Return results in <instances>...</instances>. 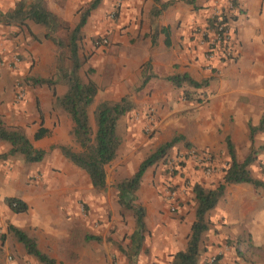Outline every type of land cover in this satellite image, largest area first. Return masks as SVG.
<instances>
[{
    "label": "crops",
    "instance_id": "0c3cea01",
    "mask_svg": "<svg viewBox=\"0 0 264 264\" xmlns=\"http://www.w3.org/2000/svg\"><path fill=\"white\" fill-rule=\"evenodd\" d=\"M19 1L0 0V11L12 10ZM224 1L175 0L158 17L152 18L153 0H119L114 17L106 14L113 0H101L91 11L82 28L83 43L92 45L90 53H85L84 65L89 63V67L99 76V80L94 76L90 77L98 87L95 100L89 108L90 122L94 124L92 111L98 102L119 100L128 95L134 107L118 120L117 125V129L120 126L123 129L125 127L127 138L130 139L126 140L122 135L123 142H136V127L143 122L151 128V132L155 131L154 134L167 135L165 141L172 135L180 134L183 136L181 141L207 152L222 150L225 147L224 138L229 135L235 146L236 158L242 161L251 146L248 122L257 125L264 112V0H235L236 11L231 22L234 59H214L213 67L215 66L216 70L213 72L203 66L204 48L197 43L196 30L205 25L210 11ZM43 3L57 16L61 25L62 21L70 20L67 16L72 15L75 8V4H68L65 10L59 11L57 7L52 6L51 0H43ZM79 12L80 9L78 14ZM73 20L77 22V16ZM154 28L158 33L153 44L150 33ZM163 30L169 33L168 45L165 44ZM46 32L47 29L43 25L30 20H26L25 25L0 23V58L3 60L0 64V117L10 121L13 126L21 127L33 146L44 150L52 145L71 142V137L67 136L69 128L73 125L71 119L62 116L57 110H51L55 107L54 97L46 85L36 86L35 95L28 93L26 101L15 100L14 91L15 81L21 82L28 75L56 77L58 51L55 44L44 37ZM32 35L39 37L40 41L33 39ZM97 35H100L102 43L91 41ZM13 53L19 55L20 61L18 59V62L13 63ZM9 62L17 67H8ZM146 62L149 63V72L155 76L150 77L140 87ZM175 73H186L196 81L211 78L209 85L203 90L204 94L198 95L199 101L185 100L183 88L176 87L165 79ZM55 90L60 95L66 87L57 84ZM35 97L37 102L34 107L32 99ZM149 108L153 109L151 121L143 115ZM49 111H52L51 115ZM136 115L140 117L136 118ZM230 116L232 121H229ZM40 126L49 131L55 127L52 129V136L47 134L35 140L33 135ZM263 133L254 135V145L258 135ZM244 140L247 142H239ZM55 163L50 169L59 165L57 167L66 169L68 176L70 175L72 167L64 156L60 158L56 154ZM139 163L140 161L133 170L122 164L121 160H117L113 166H117L118 172L122 174L126 171V176H129ZM107 167L108 165L106 169ZM249 168L255 177L264 180L257 160ZM198 171L194 172L190 163L187 164L186 173L185 169H182L176 173L162 175L158 166L148 168L137 192L139 202L145 209V223H148L150 214H158L161 200H165L161 194L163 183H166V186L173 184L181 189L185 183H189L186 185V194L190 195L193 194L190 184L195 183L191 181L200 180L201 182L196 183L212 188L222 180L223 172L207 178L200 176ZM184 173L185 178L190 177V182L183 180ZM12 180L14 183L9 184ZM4 181L5 184L2 183ZM38 181L37 177L27 178L25 174L13 172L0 179V193L6 198H19L28 205V210L23 213H15L9 208L8 211L12 215L8 224L24 230L37 225L39 229H43L48 240L52 241H55L56 237L59 239L61 234L62 237H68V229L62 228L59 231L56 227L61 223V217L57 215L60 211L51 205L48 199L41 198L42 191L38 190ZM180 199L184 202L188 197ZM192 204L191 208L190 204L186 203L178 206L177 211L184 215L179 225V233L171 226L165 228L162 234L151 232V257L148 262L145 263L144 258L140 256L145 251L142 247L144 251L137 255L135 262L127 260L129 264H168L173 253L184 249L194 220V201ZM207 219L211 225L203 235L199 264H208L209 256L214 254L217 255L215 264H247L238 256L235 243H232L237 239H242L253 247L255 253L252 264H264V251L257 254L260 248H264V189L255 188L248 183L226 184L223 196L207 214ZM127 240L129 245L130 235ZM101 242L103 252L107 251L106 242ZM37 244L39 247L40 242ZM42 251L55 260V254ZM103 252H99V260Z\"/></svg>",
    "mask_w": 264,
    "mask_h": 264
},
{
    "label": "trees",
    "instance_id": "16d2710c",
    "mask_svg": "<svg viewBox=\"0 0 264 264\" xmlns=\"http://www.w3.org/2000/svg\"><path fill=\"white\" fill-rule=\"evenodd\" d=\"M154 5L151 9V17H158L163 10L171 5L175 0H153ZM189 2L190 0H185ZM101 0H91L87 6L79 12V18L73 27L65 28V38H60L57 33L63 28L57 16L52 13L43 3V0H20L10 11H0V23L6 25L18 23L25 25L26 20L43 25L47 32L45 38L50 39L58 50L56 62L55 78H45L39 75H28L24 82L31 86L46 85L52 91L54 104L65 111L71 119L73 125L70 134L73 140L78 143L80 150H73L69 145H52L49 149L58 148L61 154L71 163L81 168L89 177L91 185L96 190L104 189L106 186V166L110 164L117 156L122 143V136L119 134L117 125L118 120L130 111L134 105L128 95L122 96L119 100H102L98 102L93 111L94 125L89 119V108L95 100L98 91L97 84L90 78L88 72H93L92 68L83 70L86 56L80 54L81 41L83 39L82 28L84 27L91 11L95 9ZM213 20L207 19V23L212 25ZM165 34V44H169V33L163 30ZM157 29L154 28L151 33V41L154 44L157 36ZM33 39L40 41L36 35ZM222 49L215 54V59L225 60ZM214 66L212 71L214 72ZM155 76L149 72V63L144 64L142 72L141 86H143L150 77ZM176 87L183 88V98L189 101H199V94H204L203 90L209 85L211 78H205L201 81L194 80L186 73H175L165 77ZM62 84L66 87L63 94H57L55 86ZM199 90H201L199 92ZM49 130L40 126L34 133L33 138L38 140L47 135ZM264 132V112L261 114L257 125L248 122V138L251 142L249 153L242 161L236 158L235 146L229 135L224 138L226 150L229 156L227 166L223 170L222 180L215 187H204L200 183H194L192 193L194 199V220L190 226V232L186 237L184 249L178 250L172 254V259L168 264H199L203 235L209 230L210 222L207 214L217 205L224 193L225 185L229 183H248L255 188L264 189V180L255 177L249 166L257 160L258 153L264 151V143L255 146L254 135ZM183 139L180 134L173 135L169 140L159 144L154 150L148 153L139 163L136 170L127 177L115 183L117 191V203L126 210H129L134 218L135 229L130 234V244L127 249L118 246L120 252L126 256L131 263L135 262L137 255L143 250V242L147 226L145 223V209L138 202L137 192L144 173L148 168L156 165L161 160L168 162L166 157L169 150ZM0 141L9 144V149L3 157L20 154L28 163L40 162L46 150L35 148L27 137L25 131L19 126L6 125L0 117ZM187 146L190 144L187 142ZM211 159V158H210ZM262 174H264V164H259ZM6 205L15 213H23L28 210V205L16 197L4 198ZM7 233L20 243L24 252L33 257L40 264H55V260L47 253L43 252L37 244L36 237L13 224L7 225ZM4 238V235L1 236ZM87 240H100L99 236L86 235ZM236 246L235 250L238 256L247 264L254 263L249 258L252 255L254 259V250L249 243H244L242 239L232 241ZM239 246L243 248L242 253ZM238 264V263H237Z\"/></svg>",
    "mask_w": 264,
    "mask_h": 264
},
{
    "label": "rangeland",
    "instance_id": "374dc122",
    "mask_svg": "<svg viewBox=\"0 0 264 264\" xmlns=\"http://www.w3.org/2000/svg\"><path fill=\"white\" fill-rule=\"evenodd\" d=\"M51 1L52 6L54 8L57 7L56 9L59 11L65 10L68 4H75L72 15L67 16L70 20L62 21L63 28L57 33V36L64 39L66 36V29L73 27L76 24L73 18L77 16L78 19V9H80V11L83 10L90 0ZM117 2H119V0H113L110 9L106 12L107 16L110 15L111 17V12L115 10ZM94 26L95 24L92 26V28ZM91 41L102 43L100 35L93 37ZM80 44L82 51L81 55L85 56V53L89 54L92 50V45H87V43H83V41H81ZM11 56L18 57L20 61L19 55L13 53ZM11 56L9 60L11 59ZM89 65V63L86 66L84 65L83 70H85V72L88 68H90ZM8 67L16 68L17 66H13V64L9 62ZM88 75H90V77L94 76V78L99 80V76L98 74H95V71L88 72ZM35 88L37 87L31 86L24 82V79L21 80V82L15 81V100L18 89L24 91V98L22 101H26L28 98V93L31 92V94L35 95ZM49 91L51 90L49 89ZM32 102L34 103L33 106L35 107L37 102L36 97L35 99H32ZM51 110H57L62 116H68L65 111L58 108L56 105L55 107H52ZM52 111H49L50 115ZM49 118L51 119V117ZM3 120L6 125H11L9 123L10 121H7L6 119ZM232 120L233 119L230 116L229 121ZM139 125L136 127V134H134L135 137L137 136L135 139L136 142L122 141L116 158L112 163L108 164L106 169L107 185L101 190L94 189L89 182L88 175L69 160L67 161L70 162L72 167V170H70L71 172L69 171V176L66 169L57 167L59 165H56L50 169L52 164H56V154L60 156V158L63 156L58 149H47V153L42 161L28 163L20 154L3 157V155L9 149V144L0 141V179H3L4 175H8L12 172L19 175L25 174L27 175V178L37 177L39 180L38 190L41 189L42 191L40 194L41 198L43 200L44 198L48 199L50 204L57 207L60 211L57 212V215L61 217V223L60 225H56V227H58L59 231H61L62 228L68 229V237H62L60 232V238L58 239L56 237V240L52 241L51 239L48 240V237L44 234L43 229H39L37 225L35 227H29L26 229L28 233L36 237L37 242H40L39 247L41 250H46L50 254H55L56 264H129L127 259H124L125 257L119 251L118 246H122V248L127 249L129 243L127 239L129 238L131 232H133L135 229V223L132 213L129 210L121 208L117 203V191L115 189V183L122 178L127 177L126 171H124L122 174L121 172H118L117 166L113 165L117 160H121L122 164H125L130 168V170H133V167L136 166L139 161H141L148 153L154 150L159 144L165 142V139L167 138V135L154 134V130H152V132L147 131L146 123L144 122L142 125ZM54 128L55 127L52 129ZM71 128L72 126L67 132V136L71 137V142H68L65 145H69L73 150L77 151L80 150V147L78 143L73 140V137L70 134ZM52 129L48 133L50 137L52 136ZM118 132L121 136L123 135L126 140L130 141V139L127 138L125 127L123 129V127L120 126ZM239 142L247 141L244 140ZM186 143V141L178 142L169 150L166 157L168 158V161H170V165L168 162L164 163L162 160L155 165V167L158 166V171L162 175L171 173L170 171H172V173H176L178 170L181 171L182 169H185L186 173V167L188 163L191 164V168L194 172L199 170L198 172L200 173V176L207 178H210L212 175L218 172H223L229 161V156L225 145L222 150L210 152L211 160L209 162V166L212 170L210 174H206L205 169L203 167H199L196 164L194 158L189 153H187V151L193 146H187ZM263 143L264 133L258 135V138L255 141V146L257 147ZM240 150L243 151V148ZM261 162H264V151H260L258 153L257 163L260 164ZM27 169L30 171H27ZM185 173L182 174L183 178H185ZM68 178L71 180H68ZM188 178L190 177H186L183 180H185V182H190L191 180ZM198 181L200 180L191 182L196 183ZM2 183L5 184V181ZM8 183H14V180ZM166 185V183H163V192H161V194L165 200L161 198L162 204L158 214H150L148 223L146 224L148 229L145 233V239L143 243V248L145 251L140 255L146 261L145 263H147L151 257V240L153 236L151 235V232L154 231L156 233L162 234L165 228L171 226L173 227V230H176L177 233H179V225L181 224L184 215L183 213L177 211L178 206L182 205L183 203L190 204V208L193 206V194H186V185L188 186L189 183H185L182 189L173 184L169 186L170 188L167 187L169 190L176 192L177 197L174 201V204H172L164 194V188ZM190 186H193V184H190ZM182 197H188V199L183 202V200L180 199ZM4 198L6 197L0 193V264H5L6 262L7 264H40L33 257L25 254L20 243H18L9 233L6 232V225L9 223L12 214L10 211H8L9 207L5 204ZM139 203L141 204V202ZM171 205L175 206L174 210L171 209ZM2 235H4L3 239L1 238ZM86 235H97L101 237V240H87L85 239ZM102 240H104L107 244V251L104 252L102 248ZM239 251L242 253L243 248L240 247ZM263 251L264 248H260L259 253H256L260 254ZM99 252H103L101 260H99ZM259 256L257 255V257ZM249 258L253 260L252 255H249Z\"/></svg>",
    "mask_w": 264,
    "mask_h": 264
},
{
    "label": "built area",
    "instance_id": "2783aa9c",
    "mask_svg": "<svg viewBox=\"0 0 264 264\" xmlns=\"http://www.w3.org/2000/svg\"><path fill=\"white\" fill-rule=\"evenodd\" d=\"M115 10L111 12V17H113L117 11V7L119 6V2L116 4ZM236 11V2L235 0H225L222 4L216 5L208 14L206 17V22L203 27H200L196 30L197 33V43L200 46H203L204 50L202 51V58L204 61V68L207 70L213 69V60L215 59V54L219 53L222 49L227 48L226 51H224V55L226 59H234V50L232 48L233 46V29L231 27V22L233 20V15ZM212 19V25H209L207 23V19ZM225 59V60H226ZM13 63L18 62V58L14 56L12 58ZM3 62V60L0 58V64ZM24 98V91L21 89L17 90L16 100L21 101ZM143 115L148 119L152 120L153 117V109L149 108L146 110ZM140 115H136V118H139ZM146 130L151 132V128L149 126H146ZM187 153H189L195 160L196 164L199 167H203L205 169L206 174H210L211 168L209 166L211 154L210 152H207L205 150H198L194 147H191ZM168 164L170 165V161H168ZM171 169V168H170ZM172 172V171H170ZM169 186H166L164 188V194L165 196L170 200L172 204H174V201L177 197L176 192L169 190L167 188ZM171 209L174 210L175 206L171 205ZM208 264H215L217 263V255H211L209 256L207 260ZM221 264H227V263H221Z\"/></svg>",
    "mask_w": 264,
    "mask_h": 264
}]
</instances>
